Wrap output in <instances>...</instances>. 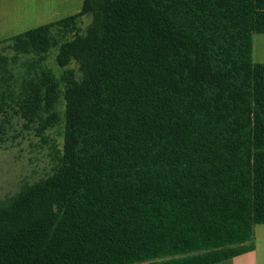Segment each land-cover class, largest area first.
I'll return each mask as SVG.
<instances>
[{
  "label": "trees",
  "instance_id": "obj_1",
  "mask_svg": "<svg viewBox=\"0 0 264 264\" xmlns=\"http://www.w3.org/2000/svg\"><path fill=\"white\" fill-rule=\"evenodd\" d=\"M256 34L264 0H83L3 42L30 58L18 88L4 82L0 114L13 108L40 138L63 132L52 172L0 200V264H218L252 251L264 224Z\"/></svg>",
  "mask_w": 264,
  "mask_h": 264
},
{
  "label": "rangeland",
  "instance_id": "obj_2",
  "mask_svg": "<svg viewBox=\"0 0 264 264\" xmlns=\"http://www.w3.org/2000/svg\"><path fill=\"white\" fill-rule=\"evenodd\" d=\"M89 22L88 16L79 20L81 33L85 32ZM55 55L54 50L49 51L45 65L59 76L61 70L54 63ZM258 55L256 50L255 60L259 59ZM0 58L4 59V64L0 61V92L6 90L4 82L13 85V89L18 88L24 71L21 64L30 57L15 55L6 43H0ZM69 67L75 70L76 64L71 62ZM8 89L11 91L12 87ZM59 111L63 113V102ZM0 130V200H3L52 172L55 166L53 157L62 147L63 131L62 124H59L40 138L33 127H27L24 120L15 114L13 108L0 114Z\"/></svg>",
  "mask_w": 264,
  "mask_h": 264
},
{
  "label": "crops",
  "instance_id": "obj_3",
  "mask_svg": "<svg viewBox=\"0 0 264 264\" xmlns=\"http://www.w3.org/2000/svg\"><path fill=\"white\" fill-rule=\"evenodd\" d=\"M83 0H0V43L81 11ZM258 50L259 59L255 60ZM252 58L264 66V34L253 36ZM252 251L218 264H264V224L254 228Z\"/></svg>",
  "mask_w": 264,
  "mask_h": 264
}]
</instances>
